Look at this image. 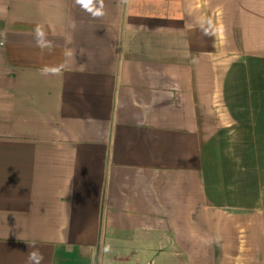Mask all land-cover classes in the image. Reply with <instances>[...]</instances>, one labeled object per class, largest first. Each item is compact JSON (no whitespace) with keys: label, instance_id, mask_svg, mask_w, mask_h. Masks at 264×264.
<instances>
[{"label":"crops","instance_id":"1","mask_svg":"<svg viewBox=\"0 0 264 264\" xmlns=\"http://www.w3.org/2000/svg\"><path fill=\"white\" fill-rule=\"evenodd\" d=\"M32 252L264 264V0H0V264Z\"/></svg>","mask_w":264,"mask_h":264},{"label":"clouds","instance_id":"2","mask_svg":"<svg viewBox=\"0 0 264 264\" xmlns=\"http://www.w3.org/2000/svg\"><path fill=\"white\" fill-rule=\"evenodd\" d=\"M79 2L83 3L85 6H87V5L92 3V0H86V2H82V0H79ZM95 14L100 15L101 13L99 11H97ZM44 35L45 34H44L43 30L39 26H37V28H36L37 43L41 47L45 46V43H46V41L44 40ZM39 260H40V257L38 256L37 252L30 253V255H29L30 264L33 261L35 262V264H39Z\"/></svg>","mask_w":264,"mask_h":264},{"label":"snow or ice","instance_id":"3","mask_svg":"<svg viewBox=\"0 0 264 264\" xmlns=\"http://www.w3.org/2000/svg\"><path fill=\"white\" fill-rule=\"evenodd\" d=\"M82 2H86V0H82Z\"/></svg>","mask_w":264,"mask_h":264}]
</instances>
